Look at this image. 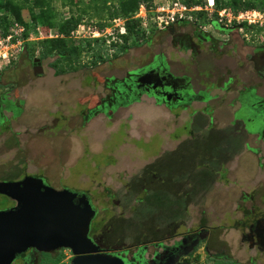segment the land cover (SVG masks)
I'll use <instances>...</instances> for the list:
<instances>
[{
    "label": "rangeland",
    "instance_id": "obj_1",
    "mask_svg": "<svg viewBox=\"0 0 264 264\" xmlns=\"http://www.w3.org/2000/svg\"><path fill=\"white\" fill-rule=\"evenodd\" d=\"M12 1L18 4L17 8H12L8 0H0V17L4 21L0 42L6 43L3 38L9 32L14 34L20 27L23 30L11 38L6 57H0V93L12 89V98L20 111L13 115L4 110L1 114L7 120L4 129H0V181L40 175L44 183L56 189L67 186L98 196L109 190L113 196L105 199L110 210H114L113 232L129 247L130 257L138 254L137 264L150 260L154 248L148 236L154 224L164 222L161 226L165 228L167 220L162 222V216L156 215L160 209L165 210L168 218L172 217L167 222L178 232L207 226L213 234L211 252L223 254L217 258L206 252L205 243L201 242L193 258L185 259L188 264H250L248 257L256 252L242 241L241 233L245 231L243 224L254 218L257 210L264 213V140L256 135L245 136L242 119H253L254 131L262 135L264 105L254 112V99L250 96L246 117L235 114L233 108L237 104L230 105L232 95L227 89L194 83V89L185 94V107L168 109L141 95L138 100L110 108V120H106L103 111L94 112L97 115L84 130H79V115L96 109L106 93V81L113 84L128 78L127 72L147 64L157 54L174 61L172 68L179 71L189 51L175 48L173 32L157 28L147 38H138L133 32L126 41L121 39L109 45L114 42L110 39L113 35L120 36L119 20L108 18L103 0ZM174 1L149 0L144 5L154 17L165 15ZM228 1L220 0L217 4L214 0L210 7L206 0H179L188 8L200 9L189 12L193 22L184 21L186 25H176V30L201 25L203 30L217 35L209 24L215 20L218 24L237 26L232 39L240 50L243 41L264 42V0H252L259 9L237 12L224 5ZM107 4L113 10L118 0H108ZM240 13L242 21L238 22L233 16ZM79 15L81 23L70 35L57 32L66 19ZM48 22L55 26L46 27ZM37 28L46 32L40 35ZM94 30L102 34L94 38ZM58 36L64 38L70 58L59 61L56 52L41 58L51 45L46 39ZM222 38L227 36L223 34ZM73 48H77L76 54ZM36 57L41 59L43 73L33 72ZM222 58L215 64L228 63V59ZM53 63L60 74L54 73ZM220 77L216 73L211 80L217 79L216 84L221 85ZM261 89L264 94V85ZM202 98L208 100L202 102ZM204 107L206 113H198ZM145 176L150 183H144ZM161 180L176 185L175 190L186 182L193 189L188 196L197 203L186 202V209L174 196L167 197L159 191L149 194L148 188L160 187ZM92 197L98 206L97 199ZM13 205V200L0 194V210ZM72 257L70 249L51 253L30 250L26 257H16L13 264H70ZM255 264H264V256Z\"/></svg>",
    "mask_w": 264,
    "mask_h": 264
},
{
    "label": "flooded vegetation",
    "instance_id": "obj_2",
    "mask_svg": "<svg viewBox=\"0 0 264 264\" xmlns=\"http://www.w3.org/2000/svg\"><path fill=\"white\" fill-rule=\"evenodd\" d=\"M183 24L186 25V22L174 21L169 23L164 29L169 33L173 32L171 35L172 42L176 49L182 52L189 51L187 60L185 62L183 61L184 67L181 70L176 71L172 68L174 61H167L165 56L157 54L154 55L152 60L147 64L137 67L131 72H127L128 78L116 81L113 84L110 83V81H106L104 84L106 93L101 96L96 109H90L88 114L79 115L81 117L77 128L79 130H84L89 120L93 118L94 115H97L93 113L98 110L106 114V120H110V114L108 112L110 108L113 109L117 105L138 100L141 95L153 98L157 105L163 104L168 109L180 108L181 105L185 107L187 105L185 94L187 91L189 92V89H194V83L204 87L213 84L211 87L227 89L228 93L230 92L232 95L230 105L234 107V104H237L235 106L236 108H233L236 109L235 114H242L243 116L245 114V117L247 114L245 108L246 102H248L247 98L252 96L254 101L251 104V108L254 112H259L258 109L264 105V94L261 93V87L264 85V42L254 44L252 42L249 44L243 41L241 43L242 50H240V46H237V41L232 39L235 38L233 36L236 33L237 26L223 25L211 21L209 24L212 30L216 32L217 35H215L210 31L203 30V27L176 30V25L182 26ZM223 27H227L228 29L224 30ZM223 34L226 35L227 38H222ZM221 58L228 59V63L215 64L216 61ZM32 66L33 68L36 67L33 63ZM216 73L217 76H221V85L216 84L218 81L217 79L215 82L211 80L213 75L216 77ZM112 79L113 78H110L109 80ZM207 79L210 81H207ZM209 98L210 97H208V99ZM208 99L202 98V102ZM204 109L205 107L202 112L198 111V113L205 114L206 111ZM4 110L12 112L11 114L13 115L18 114L20 111L19 106L12 98V89L9 88L0 93L1 131L4 129L7 120V118L1 115ZM253 117L257 116L255 115ZM244 119L245 118L242 119V122L244 124L243 130L245 136L256 135L257 139L261 138L264 140V133L260 135V132L254 131L255 128L252 127L253 119ZM61 125L59 128L62 127ZM73 128L74 127L71 128V131H73ZM81 144L83 146L84 143L82 142ZM245 144L247 145V143ZM252 149L256 152L258 150L256 148ZM24 176L26 175L14 180H21ZM35 176L42 178L40 175ZM148 178V176L143 178L144 183H150ZM161 183L160 187L148 188L150 190V192L148 191L149 194H151L152 191H159L163 193L164 196H174V198L181 200L180 202H176L183 203L186 209V202L188 204H192V202L197 203L191 201L193 200V198H191L192 196H188V193L193 189L187 187L186 182L184 186L183 183L178 185V187L180 186L181 188L178 190H175L177 186L168 180H161ZM63 188L68 187L64 186ZM142 188H144L143 185ZM74 191H76L78 195L85 194L92 207L95 209V215L91 220L88 235L97 245L99 252L117 254L125 259L126 264H137L136 258L138 254L133 253L130 257L128 255L129 247H125L123 240L116 238L113 232L116 230V225H113L111 222L112 219L115 220V215L113 216L114 210H110L109 202L105 199L106 197L110 199L109 197H112L113 194L109 190L104 191L101 196H98L96 193L93 195L90 192L88 194L86 191L81 190L74 189ZM174 192L177 194L173 195ZM135 195L136 193L134 192L133 196ZM92 196L97 199L98 206L100 207L93 202L94 199ZM76 201H78V199H76ZM256 212L257 214L254 218L243 224L245 231L241 233L242 241L247 244L249 249H254L256 252L254 256L248 257V259L254 263L264 256V213L259 210ZM121 213L122 212H120V214ZM156 215L162 216V222L172 218H168L165 214V210L163 211L161 209ZM167 221H165V228L161 226L164 222L162 224L155 223L152 227V231H150L148 236V241L153 245L154 249L152 250L150 260H143L141 264H188L185 259L193 258L201 242L205 243L204 248L206 252L213 254L217 258L222 257L223 254L219 255L213 253L209 248L214 242L211 236L213 234L210 233L207 226L202 225L193 230L191 228L189 231L178 232L175 228L171 229L169 225L171 222ZM124 226H128V224ZM147 232H149V230ZM30 250L35 249H28L25 253L20 255L19 258H21V256L26 257L27 252Z\"/></svg>",
    "mask_w": 264,
    "mask_h": 264
},
{
    "label": "water",
    "instance_id": "obj_3",
    "mask_svg": "<svg viewBox=\"0 0 264 264\" xmlns=\"http://www.w3.org/2000/svg\"><path fill=\"white\" fill-rule=\"evenodd\" d=\"M33 65L34 74L43 73L40 58H34ZM0 194L15 202L0 210V264H12L28 249H70V264H126L120 255L99 252L89 237L95 209L85 194L56 189L33 175L0 181Z\"/></svg>",
    "mask_w": 264,
    "mask_h": 264
},
{
    "label": "trees",
    "instance_id": "obj_4",
    "mask_svg": "<svg viewBox=\"0 0 264 264\" xmlns=\"http://www.w3.org/2000/svg\"><path fill=\"white\" fill-rule=\"evenodd\" d=\"M72 1V0H71ZM108 0H103V8L108 9V18L110 20L122 17L125 20V28L127 30V33L125 34H119L121 39H124L125 41L127 40L128 36L130 34H134L136 35V37H144L147 38L149 37V35H151V33H153L154 29H156L154 26L150 27L149 33L146 34L145 30L142 29V27L140 26V21L135 18V14L138 11L139 7L141 4H144L145 2H148L149 0H118V4H114L112 6L111 10V6H109V4H107ZM143 1V3H142ZM220 0H215V2L217 4H219ZM8 3L10 4V6L12 8H17L18 4L14 3L12 0H8ZM40 2H37V5ZM225 6H229L234 12L240 11V10H244V9H250L255 7L254 9H259L260 6L258 4H253L252 0H229L228 2H225L224 4ZM41 6V5H40ZM146 7H148L147 5H145ZM81 15L79 16H70L68 19H66L63 24L57 29V32L61 35H65L68 36L70 35V33L81 23ZM215 21V20H212ZM216 22V21H215ZM49 23V22H48ZM4 21L3 19L0 17V27L3 26ZM52 27L55 26L53 25V23L51 24ZM48 27V28H49ZM43 32H46L45 30H42ZM0 33L1 30H0ZM46 41L49 42L50 48L49 51L47 52H42L41 58L47 57L49 55V53L51 52H56L58 57H59V61L60 60H67L70 58V52L67 51L66 46H65V41L63 37H55V38H49L46 39ZM96 41V40H95ZM149 41V40H148ZM116 44V42H111V45ZM72 51L76 54L77 53V48H73ZM52 67H54V73L55 74H60L61 70L59 68H57L56 64L53 63L51 64ZM250 264H255L254 262H250Z\"/></svg>",
    "mask_w": 264,
    "mask_h": 264
},
{
    "label": "built area",
    "instance_id": "obj_5",
    "mask_svg": "<svg viewBox=\"0 0 264 264\" xmlns=\"http://www.w3.org/2000/svg\"><path fill=\"white\" fill-rule=\"evenodd\" d=\"M206 1H207L208 6L212 7L214 5V0H206ZM168 9L165 11V13H166L165 15L163 13H160V14H156V16L152 17L148 14V10L146 9V6L144 4H141L134 17L140 21V26L142 27L143 30H145L146 34H148L150 27H152V26H154L157 29H165L169 23L174 22V21L193 22V18L189 12L190 11L193 12L194 9H200V7L188 8V7H186V5L180 3L179 0H176L172 3L171 9H170V7ZM242 15L243 14L240 13L238 16H235V17L233 16V19L235 18L238 20V22H240V21H242V18H240ZM113 20H116V19H113ZM118 20H119L118 33H120V35L125 34L126 33L125 20L123 18H118ZM246 21H249V23H251V20H246ZM122 22H123V24H121ZM15 26L17 27L18 24L15 23ZM201 27L202 26L199 25V28H201ZM22 30H23V28L20 27L19 29L14 31V34H12V32H9L6 35V37L3 38V41H6V43L3 45V43L0 42V57H3V58L6 57V55L8 53L7 49L12 46V45H10L11 38L18 36L19 32H21ZM37 30H38V33L40 35L44 33L40 28H37ZM101 34H102V32H100L98 30H94L92 37L97 38ZM51 36H52V34H51ZM110 39L113 40L114 42H117V40H121V37L118 36V34L117 35L115 34ZM110 39H107V40L110 41ZM109 45H111V43Z\"/></svg>",
    "mask_w": 264,
    "mask_h": 264
}]
</instances>
